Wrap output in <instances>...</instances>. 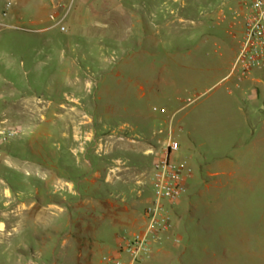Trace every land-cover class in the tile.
<instances>
[{"label":"rangeland","instance_id":"obj_1","mask_svg":"<svg viewBox=\"0 0 264 264\" xmlns=\"http://www.w3.org/2000/svg\"><path fill=\"white\" fill-rule=\"evenodd\" d=\"M231 4L243 0L13 3L19 25L35 32L0 30V119L19 127L6 112L24 93L42 112L33 130L48 135H35L46 157L29 149L24 124L0 144V264H52V249L64 264L61 242L77 223L107 244L114 219L121 237L140 230L148 203L140 227L104 208L120 203L115 186H124L106 180L107 166L129 153L153 200L152 156L140 144L159 158L169 141L179 146L170 161L189 177L176 203L162 199L179 243L154 246L165 254L153 264H264V73L252 72L259 82L226 77L242 31ZM122 122L132 129L118 130Z\"/></svg>","mask_w":264,"mask_h":264},{"label":"crops","instance_id":"obj_2","mask_svg":"<svg viewBox=\"0 0 264 264\" xmlns=\"http://www.w3.org/2000/svg\"><path fill=\"white\" fill-rule=\"evenodd\" d=\"M15 3H18L19 6H22L24 3H26V0H13ZM229 10L232 12L233 18L236 19L237 17L242 18V31H243V21L244 17L242 15V6H235L231 4L229 7ZM221 16V15H220ZM223 16V14H222ZM9 21L10 24H18L23 20V14L20 11H16L14 13H10L9 15ZM15 22V23H13ZM231 24L230 26H232ZM9 29V28H7ZM241 31V36H242ZM241 37L238 41V48L237 52L239 50V44H240ZM21 49L23 51L27 50L28 48L26 46H21ZM29 50V49H28ZM33 51H37L36 48H32ZM236 52V55H237ZM235 55V57H236ZM235 60V59H234ZM22 61V60H21ZM23 62V61H22ZM234 62V61H233ZM230 67L229 73L226 75L227 78H230L231 76H235L236 80L238 82L246 81L251 77V74L247 77L239 78L238 75L234 72H232V65ZM254 72L264 73L261 70H255ZM70 78V77H68ZM77 80V77H75ZM250 80H254L256 82H259L260 80L253 79L252 77ZM238 83L236 84V86ZM258 89L255 87L251 91V97H258ZM22 106L20 109L14 106L12 109L13 112H6L7 115H9L11 118H14L17 122V126H21V124H24L26 128H31V131H29V138H27L28 146L31 151H33L34 155L39 154V156H45L46 157V141L45 139H41L43 141H39L36 139L37 136L35 135H48V130H43L41 132L35 133V130H33V124L35 120V115L42 113L38 111V108H36L35 104L31 102L28 97H26V94H22ZM41 119H44V116L41 114ZM10 119L7 117H4L0 119V124L2 122H5V125H8L7 122ZM11 126V125H9ZM118 130H127L130 131L132 128L128 125L127 122H122L117 126ZM65 135V132H62ZM34 134V135H33ZM88 136H86V139H89L90 134L87 133ZM115 136L112 134V137ZM120 138V137H119ZM117 138V139H119ZM121 139V138H120ZM128 142L131 144H136L138 141L133 138H129ZM37 145L38 150L37 153L35 152L36 149L34 145ZM23 145V144H22ZM140 147L142 148V155L145 156H152L151 157V164L153 168L154 162L158 159L156 154H154L151 143H148L144 146V144H140ZM1 146V145H0ZM110 148H113V143L110 145ZM113 152V151H112ZM116 152V151H115ZM121 152V151H120ZM117 151L116 157L112 156L110 159V164L108 167V172L106 175V180L112 181V176L115 175L117 179H122L124 181L123 185L128 186V199L126 198V191H124V186L117 185L115 186V193L114 196L118 199V201H107L106 203L103 202V206L107 211L112 213L114 216L122 215L121 217L125 219V224L128 225H135L137 227H140L143 224V217L140 218L136 214L139 211V204L141 202L149 203L152 200V195H150L149 191L145 188L144 184L142 185L140 180H135V174L133 171L136 170L138 165V160L133 158V156L126 154V153H120ZM13 154L16 155V153L13 151ZM3 156V153L0 151V157ZM37 156V155H36ZM38 157V156H37ZM27 161H29V158H27ZM121 166H124L121 168ZM118 173H123L124 177H120ZM218 172H215L214 174H217ZM144 173H140L142 175ZM231 174V172H230ZM95 177H99V174H96ZM187 177H189V173H186V181ZM138 182V184H137ZM187 183H185L186 185ZM186 188V186H185ZM130 195V196H129ZM130 201V202H129ZM101 203V202H100ZM144 210V209H143ZM120 221L117 219H114V222L112 223V230H113V237L111 238L112 244L105 243V240L103 237L98 236L95 233L94 227H92L90 224L85 226L83 223H77L76 227L77 229L75 231H72L70 235L62 239L61 246L68 249V252L63 256V263L64 264H136L141 263L145 261V263L153 264L155 260L162 259L163 255L165 254L164 250L161 248H156L154 252L149 256L142 259L134 260L132 257L128 255L126 252H120L118 250V245L121 242V236H119L120 228L122 227L121 224H119ZM54 230H58L59 226H54ZM71 248V249H70ZM51 259L52 264H56L57 258L56 252H54V249L51 250ZM70 253V255H69ZM100 256V257H99ZM107 258V259H105Z\"/></svg>","mask_w":264,"mask_h":264},{"label":"built area","instance_id":"obj_3","mask_svg":"<svg viewBox=\"0 0 264 264\" xmlns=\"http://www.w3.org/2000/svg\"><path fill=\"white\" fill-rule=\"evenodd\" d=\"M13 3V0H0V30L9 28L35 32L27 27L7 22ZM241 13L244 17L243 31L239 50L232 65V72L239 78L247 77L255 70L264 72V0H243ZM19 131V127L5 125V122H2L0 144L16 136ZM178 147L176 141H169L165 153L153 164L152 184L155 199L144 208V226L121 237L118 250L128 253L134 260L149 257L154 246L162 245L164 241L179 243V237L173 234L169 209L162 202V199H166L170 204L176 203L185 190L186 172L183 166L169 159L171 151L177 150Z\"/></svg>","mask_w":264,"mask_h":264}]
</instances>
